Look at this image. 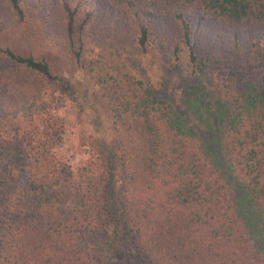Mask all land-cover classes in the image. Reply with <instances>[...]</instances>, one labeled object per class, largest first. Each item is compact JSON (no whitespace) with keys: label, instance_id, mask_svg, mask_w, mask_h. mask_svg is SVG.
<instances>
[{"label":"trees","instance_id":"1","mask_svg":"<svg viewBox=\"0 0 264 264\" xmlns=\"http://www.w3.org/2000/svg\"><path fill=\"white\" fill-rule=\"evenodd\" d=\"M34 15L108 125L72 168L56 121L17 117L78 89L0 49V264H264V0H0V32ZM153 42L175 99L128 70Z\"/></svg>","mask_w":264,"mask_h":264},{"label":"rangeland","instance_id":"2","mask_svg":"<svg viewBox=\"0 0 264 264\" xmlns=\"http://www.w3.org/2000/svg\"><path fill=\"white\" fill-rule=\"evenodd\" d=\"M39 22V18L34 15L21 27L0 32V49L3 51L9 49L15 54L32 55L36 59H43L50 65L53 73L69 77L79 92L78 105L64 99L55 101L58 95H50L45 102L21 109L17 118L25 119V122L27 118H31L32 123L37 124L56 121L57 125H60L61 144L55 152L76 169L90 158L93 137L100 126L107 127V118L103 109L93 101L92 93L95 87L91 77L79 70L67 50L54 46L42 38L39 33ZM86 46L87 49L90 47ZM5 56L0 52V68L6 66ZM89 58V53H86L85 59ZM126 60L130 73L142 80L159 98L167 100L177 98L175 89L179 88V83L173 74L166 73L169 63L166 48L153 42L146 52L140 50L130 53ZM92 104L98 109V113L87 107ZM79 105L86 107V110L81 111Z\"/></svg>","mask_w":264,"mask_h":264}]
</instances>
